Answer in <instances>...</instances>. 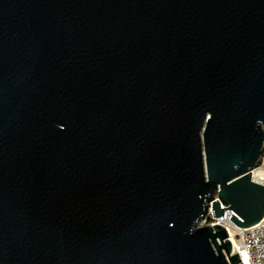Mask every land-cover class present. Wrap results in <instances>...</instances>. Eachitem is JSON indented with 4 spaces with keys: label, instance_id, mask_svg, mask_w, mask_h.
<instances>
[{
    "label": "water",
    "instance_id": "1",
    "mask_svg": "<svg viewBox=\"0 0 264 264\" xmlns=\"http://www.w3.org/2000/svg\"><path fill=\"white\" fill-rule=\"evenodd\" d=\"M263 160L264 0H0V264H243Z\"/></svg>",
    "mask_w": 264,
    "mask_h": 264
},
{
    "label": "built area",
    "instance_id": "2",
    "mask_svg": "<svg viewBox=\"0 0 264 264\" xmlns=\"http://www.w3.org/2000/svg\"><path fill=\"white\" fill-rule=\"evenodd\" d=\"M258 169L263 172L258 183L264 185V160ZM231 216L232 213L227 212L223 218L210 220L213 222L212 225L221 223L226 227L234 253L239 254L243 264H264V219L250 228L238 229L232 225Z\"/></svg>",
    "mask_w": 264,
    "mask_h": 264
},
{
    "label": "bare ground",
    "instance_id": "3",
    "mask_svg": "<svg viewBox=\"0 0 264 264\" xmlns=\"http://www.w3.org/2000/svg\"><path fill=\"white\" fill-rule=\"evenodd\" d=\"M263 175L262 170L257 169L254 173H253V179L254 181L258 182L259 178Z\"/></svg>",
    "mask_w": 264,
    "mask_h": 264
},
{
    "label": "rangeland",
    "instance_id": "4",
    "mask_svg": "<svg viewBox=\"0 0 264 264\" xmlns=\"http://www.w3.org/2000/svg\"><path fill=\"white\" fill-rule=\"evenodd\" d=\"M212 223H213L212 220H210V221L208 220V221H205V222H204L205 225H206V224L212 225Z\"/></svg>",
    "mask_w": 264,
    "mask_h": 264
}]
</instances>
